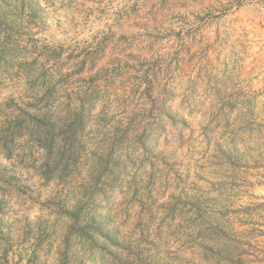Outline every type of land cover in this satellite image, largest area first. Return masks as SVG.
<instances>
[{
    "label": "rangeland",
    "instance_id": "374dc122",
    "mask_svg": "<svg viewBox=\"0 0 264 264\" xmlns=\"http://www.w3.org/2000/svg\"><path fill=\"white\" fill-rule=\"evenodd\" d=\"M0 264H264V0H0Z\"/></svg>",
    "mask_w": 264,
    "mask_h": 264
},
{
    "label": "clouds",
    "instance_id": "9594fccd",
    "mask_svg": "<svg viewBox=\"0 0 264 264\" xmlns=\"http://www.w3.org/2000/svg\"><path fill=\"white\" fill-rule=\"evenodd\" d=\"M57 7H59V5H57ZM42 35H43L44 38H46V39H47L48 37H50V36H54L56 41H62V40L65 39L64 36L60 35V34L57 33V32H54V31H53V32H48V33H43ZM69 35H71V34H69ZM49 42L51 43L52 41L49 40ZM192 75H193V77H195V73H192ZM173 103H174V105H178V104L180 103V100L177 99V100H175ZM210 103H211V101H207V102L205 103V105H204V110H203V112H202L200 115H198V116L196 117V119H197L198 121H200V123L203 124V125H207V124L210 122V119H211V112L209 111V105H210ZM201 139H202V138H201ZM228 139H229V137H228V136H225V137L223 138V140L221 141V143H223L224 141H227ZM241 147H243V145H241ZM198 150L201 151V154H203V155L205 156V160L210 159L211 156H212V154H213V152L215 151V144L213 143V145L209 146V145L204 144V143L201 142V143H199V145H198ZM201 162L203 163L204 161H201ZM172 191H173V189H169V194H170ZM167 199H168V196L165 195V196H164V200H167ZM22 214H24L23 210H22ZM38 214H39V213H37V215H38ZM30 215H31V213H30ZM33 218H35V216H33ZM176 247H178V245H174V246H173V251H175Z\"/></svg>",
    "mask_w": 264,
    "mask_h": 264
}]
</instances>
